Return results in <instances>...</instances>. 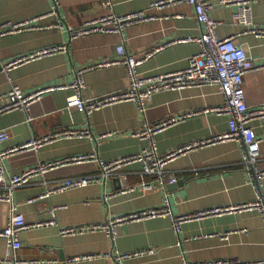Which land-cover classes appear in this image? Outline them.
Returning a JSON list of instances; mask_svg holds the SVG:
<instances>
[{
  "label": "crops",
  "instance_id": "1",
  "mask_svg": "<svg viewBox=\"0 0 264 264\" xmlns=\"http://www.w3.org/2000/svg\"><path fill=\"white\" fill-rule=\"evenodd\" d=\"M161 0H116L115 12L126 14L145 10L158 18L127 26L122 33H90L72 37L69 26L77 28L85 21L107 12L103 0H60L53 11V0H0V24L29 20L43 28L11 33L0 37V63L52 44H65L64 52L12 66L0 71V96L12 85L29 92L40 87L70 83L76 71L101 59L117 56L116 47L124 44L129 53L153 51L138 69L145 77L177 71L187 67L189 58L199 53L200 44L184 41L201 35L194 5L173 2L161 8L151 7ZM211 3L210 16L219 24L221 37H233L256 63H264V37L245 33L249 25L236 17L240 5L225 0ZM250 20L264 23V0L249 4ZM61 23V27L44 28ZM85 96H102L126 89L129 78L124 65L113 64L84 73ZM247 104L256 108L264 103V66L244 75ZM71 90L57 89L43 93L30 106L0 113V129L8 130L9 139L0 149L11 148L30 138L41 137L63 128H83L89 138H59L44 143L37 150L16 152L5 160L11 173L62 156L96 151L105 161L134 155L155 143L157 152L166 154L189 141L222 134L228 130V116L211 110L223 102L216 85H197L185 89L155 92L142 111L136 101L107 105L90 114L66 108ZM185 113L190 116L168 124L152 139L134 135L145 123H155ZM31 117L32 120L28 121ZM261 138L260 166L264 167V117L250 121ZM241 144L235 140L218 141L173 159L167 165L171 175L181 181L166 187L154 185L145 191L140 183L147 180L140 163L127 164L116 173L84 187L68 189L40 198L48 188L76 175H99L95 162L68 164L38 175L14 191V202L28 223L54 218L56 224L27 227L20 233L22 246L15 251L21 264H183L214 259L235 258L240 261L264 260V214L257 210L229 211L182 224L176 233L169 217L124 221L113 239L104 230L85 231L63 236L64 227L101 223L113 215H125L145 208L160 207L165 199L176 215H193L206 209L230 207L253 201L256 191L250 175L241 163ZM117 176L126 187L115 191ZM264 191V185H263ZM30 199H36L29 202ZM9 204L0 202V229L7 223ZM146 247L150 255L115 261L106 253L117 254ZM101 254L92 259L71 261L84 254ZM8 246L0 237V257ZM64 259V260H63ZM2 264V263H0Z\"/></svg>",
  "mask_w": 264,
  "mask_h": 264
},
{
  "label": "built area",
  "instance_id": "2",
  "mask_svg": "<svg viewBox=\"0 0 264 264\" xmlns=\"http://www.w3.org/2000/svg\"><path fill=\"white\" fill-rule=\"evenodd\" d=\"M53 11H55L60 0H53ZM116 0H103V6L107 12L97 18L85 21L77 28L69 26V32L72 37H77L90 33H122L124 29L132 24L150 21L158 18L155 15L147 13L145 10L129 12L126 14H118L115 12ZM187 2L194 5L196 19L202 25L203 31L201 35L196 37H188L184 41H196L201 48L199 53L189 58L187 67L155 76L145 77L139 72V65L147 60L153 51H147L141 55L129 53L124 44L116 47L117 56L111 59H101L86 67L76 71L75 79L70 83L51 85L40 87L32 91H25L18 85H12L8 91L0 96V113L22 109L26 112L30 111L31 104L40 98V96L49 91L57 89L71 90L72 92L66 98V108H76L87 114L94 110H98L113 103L133 100L136 101L142 111L145 105L150 101L155 92L166 89H185L191 86L216 85L223 94V102L211 110L228 116V130L222 134L213 135L211 137L197 139L186 142L174 148L166 154L157 152L155 143L151 140L149 146L142 151L125 157H120L113 161L103 160L96 151L89 153H78L62 156L60 158L40 161L37 164L24 169L19 173H11L5 160L16 152H24L28 150H37L44 143L59 138H89L92 132L83 128H63L51 131L41 137H33L27 141L11 148L0 149V202L9 204V215L7 223L0 229V237L5 240L8 246V254L1 258L2 264H21L26 261H20L15 255V251L22 246L20 233L27 227H40L45 225H54V218L40 220L28 223L23 213L19 211L18 204L14 202V191L24 185L29 184L33 178L38 175L47 173L58 167L68 164L91 163L95 162L100 168L99 175H76L65 178L63 181L48 188V190L40 195V198L46 195L64 192L68 189L87 186L101 180L106 179L116 173L121 167L127 164L140 163L142 165V174L148 177L143 180L140 185L143 190L149 191L154 185L166 187L167 183H175L177 178L169 173L167 165L170 161L182 155L191 153L193 150L224 140H235L241 144L242 158L241 163L248 172L253 182L256 198L253 201L244 202L230 207L206 209L203 212L193 215H176L166 198L160 207H151L131 212L125 215H113L101 223L81 225L76 227H64L60 230L63 236L82 233L85 231L104 230L111 238H115L118 234V227L124 221L139 220L154 217H169L172 227L179 234L182 224L191 219H200L212 215H220L229 211H247L257 210L264 214V167L260 166L261 152L259 138L250 121L256 117H264V103L256 108H250L246 101L245 90L243 86L244 75L252 70L264 66V63H256L252 59L244 47L237 43L233 37H221L216 32L219 22L213 19L210 14L211 3L207 0H161L152 3L151 7L161 8L173 2ZM255 0H225V2H234L240 5L236 14L238 20L249 25L245 33H252L258 37H264V23L257 24L250 20L249 4ZM61 23L45 26L44 28L61 27ZM43 28L42 26L31 25V21L7 22L0 24V37L11 33H19L31 29ZM67 50L65 44H52L45 47L35 49L23 53L7 63H0V69L8 71L12 66L38 59L47 55H52ZM122 64L125 66L129 83L126 89L107 93L102 96H85L84 90L86 83L84 73L87 70L95 69L105 65ZM192 113H185L177 117H168L155 123H145V125L134 132V135L147 137L152 136L164 126L176 123ZM32 120L31 117L28 121ZM8 130L0 129V142L9 139ZM36 199H30L33 202ZM154 252V248L146 247L132 251H124L117 254L106 253L104 256L112 257L115 261L122 262L124 259L150 255ZM101 254H84L73 257L71 261L92 259ZM183 264H264V260L240 261L235 258L214 259L203 262H190L186 259Z\"/></svg>",
  "mask_w": 264,
  "mask_h": 264
},
{
  "label": "water",
  "instance_id": "3",
  "mask_svg": "<svg viewBox=\"0 0 264 264\" xmlns=\"http://www.w3.org/2000/svg\"><path fill=\"white\" fill-rule=\"evenodd\" d=\"M1 68L2 67L0 66V69ZM111 179H112L113 182H119V184L115 186V191H120V190L124 189L127 186L126 185V181L124 180V181L121 182L120 178L117 177V176H113ZM180 183H181V181L175 182V185H179Z\"/></svg>",
  "mask_w": 264,
  "mask_h": 264
}]
</instances>
